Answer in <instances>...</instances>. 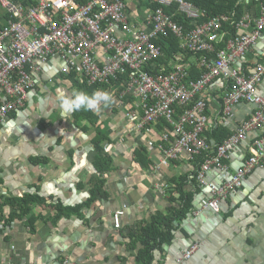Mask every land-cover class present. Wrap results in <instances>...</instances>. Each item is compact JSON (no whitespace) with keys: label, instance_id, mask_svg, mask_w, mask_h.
Here are the masks:
<instances>
[{"label":"crops","instance_id":"obj_1","mask_svg":"<svg viewBox=\"0 0 264 264\" xmlns=\"http://www.w3.org/2000/svg\"><path fill=\"white\" fill-rule=\"evenodd\" d=\"M126 3L138 13L134 2ZM258 7L251 6L247 16L256 18ZM261 60L264 37L243 56L241 72L250 75ZM60 67L57 59L41 64L40 70L31 74L33 86L23 107L0 125V199L38 196L49 206L31 210L30 215L40 217L34 232L26 225L28 216L13 220L8 227L0 221V264H137V250H128L127 235L137 224L149 222L154 213L166 214L176 206L168 200L166 183L179 175L189 176L190 181L193 163L183 159L173 166H161V135L153 126L137 130L126 115L128 108L135 109L136 101L125 106L113 95L114 103L96 112L99 128L110 137V142L104 143V152L112 159V169L103 176L106 196L99 195L84 206L91 196L89 182L97 175L92 163L93 133H84L80 129L84 122L75 124L72 114H63L58 107L57 89L68 94L73 91ZM224 86L227 83L221 79L208 89L205 130L218 120L217 98ZM258 92L264 97V78ZM253 109L245 102L233 106L226 125L229 131L235 132ZM257 137H264V128L250 133L229 154L224 161L227 174L216 168L205 174L208 186L218 187L227 181L251 154ZM139 145L146 148L152 162L149 170H141L133 162L132 153ZM196 185L199 189L191 214L174 223L173 239L152 253V264H264V162L243 178L240 188L227 193L216 213L195 214L194 209L210 197L207 187ZM195 188L186 186L190 192ZM50 206H60L64 215L54 221ZM77 206H81L78 213L69 211ZM117 211L123 212L118 229L113 226ZM15 213L6 206L2 218ZM193 244L198 249L188 261L181 260Z\"/></svg>","mask_w":264,"mask_h":264},{"label":"built area","instance_id":"obj_2","mask_svg":"<svg viewBox=\"0 0 264 264\" xmlns=\"http://www.w3.org/2000/svg\"><path fill=\"white\" fill-rule=\"evenodd\" d=\"M35 0L25 8L11 0H0V9L7 14L6 24L0 29V125L8 115L23 107L33 86L31 74L41 64L59 60V71L67 75L74 72L80 83L93 85L108 83L118 75L129 74L123 82L124 90L117 100L124 105L125 95L137 99L135 109L126 115L137 130L152 126L164 119L172 126V139L167 133L161 137L167 143L161 166L173 160H192L210 150L203 135L207 125L205 115L207 92L216 81L227 83L222 93L221 116L213 125L225 127L233 106L245 102L254 106L252 115L233 134L217 146L214 156L207 157L197 173V184L209 189L210 198L201 202L195 214L218 212L219 202L227 193L241 187L243 178L264 162V137L254 139L251 154L241 167L218 187L208 186L205 174L213 168L228 173L224 161L244 142L250 133L264 128V97L258 85L264 78V61L257 62L250 75L241 72L240 61L264 32V6L256 18L246 17L237 24L242 29L223 42L219 33L225 16L216 17L192 31L184 32L162 8L146 12L143 21H136L134 13L125 14L122 0ZM163 8L178 5L177 11L189 19H197L198 10L185 0H158ZM171 34L180 39V49L197 54H213V59L201 57L198 65L204 73L197 81H186L188 67L177 63L172 71L151 75L146 67L155 65L160 48L154 43L161 36ZM180 60V59H179ZM28 69V70H27ZM228 88V89H227ZM175 108L181 110L173 121ZM122 211L113 215L114 228L120 227ZM198 249L193 244L184 251L181 260L188 261Z\"/></svg>","mask_w":264,"mask_h":264},{"label":"trees","instance_id":"obj_3","mask_svg":"<svg viewBox=\"0 0 264 264\" xmlns=\"http://www.w3.org/2000/svg\"><path fill=\"white\" fill-rule=\"evenodd\" d=\"M11 1L14 4L25 8H29L35 5V0ZM122 1L126 3V0ZM131 1L135 3L136 11L138 12L134 13V20L143 21L146 12L149 13L162 8L167 15L171 16L172 20L175 23L183 28L184 32L192 31L213 18L225 16L227 20L223 22L219 27V33H223L224 40L223 42L217 43L216 50L223 49L228 39L233 38L238 33H240L239 29L236 27V24L245 14H247V10L251 6L264 4V0H185L187 3L192 4L199 12V16L197 19H189L177 11L178 5L176 4H172L170 7L163 8L157 3L158 0ZM78 2H81L80 4H84L87 2V0H78ZM132 12L133 10L127 4L125 14L128 15ZM7 18V14H5L4 12L0 13V29L3 28L6 24ZM180 42V39L171 34H167V36H161L154 41L155 45L160 48L161 55L155 61L154 66H150L149 64L146 67L151 75L155 76L167 74L172 71V66L174 64L181 63L185 64L188 67V78H186V81H197L200 78V76L204 73V69L198 65V61L201 57L213 59V54H208L206 52L193 54L183 51L180 49ZM64 76L66 80L70 82L73 91L79 89L88 93H92L97 89H103L110 91L117 98L118 95L123 92V82L127 80L129 74L127 73L118 75L117 79H111L108 83H97L93 85L80 83V81L77 79L76 73L74 72H70ZM221 96L217 98V102L219 105V116H221L222 114L220 108L222 102ZM135 101L137 102V99L128 94H126L125 98L123 99V103L125 106H130V103ZM129 109L133 108L130 107ZM174 110L175 113L173 116V121L175 122L178 120V116L181 114V110L179 108H175ZM71 117L75 124H82V122H84V124L80 126V129L84 133H93V137L91 138L90 142L94 148L92 163L97 172V175L89 182L91 185V196L88 199L89 201L84 204V206H87L93 201V199H95L99 195L102 197L106 196V193L102 191V187L104 185L103 176L110 169H112V159L109 153L104 152V149L106 148V146H104V143H109L110 137L105 135V130L103 128H99L100 123L96 112L82 110L73 113ZM152 126L155 128L156 132L161 135V137L164 133H167L169 136V140L173 141L172 126L164 119H160ZM232 134L233 132H230L226 126L222 127L220 125H214L212 128L205 130L203 135L205 136L206 141L209 143L210 150L207 154L203 153L191 160L194 168V171L190 175L191 180L189 181V176L187 175H179L176 177H172L166 183L165 192L167 193V195H169L168 200L170 203H173L176 206L171 207L166 214H162L160 212L154 213L149 222L137 224L133 228L132 232L127 235L129 240L127 244L128 250H137L135 256L137 264H152V253L156 249H159L162 245H166L171 242L174 233V223H178L182 219L187 217L190 214V211L194 208L193 198L194 194H196L195 192L199 189L196 185V177L200 165L207 157L214 156L217 146L222 144V142L229 138ZM160 143L164 146V148H166L167 143L163 142V140H160ZM132 155L133 162L138 165L141 170H149L152 166V162L147 154L146 148L143 145H139L136 149H134ZM176 164V160H173L169 161L167 163V166H173ZM187 185H191L192 187L195 186L196 188L193 192H190L186 190ZM6 206L17 211V213L9 214L3 220L2 212L3 208ZM35 206H41L43 208L49 207L38 196L26 195L20 198H10L3 201L0 199V221H3V225L8 227L13 220L24 219L28 216V218L26 219V225L29 227L31 232H34L35 221L40 219L39 216L30 215L31 210ZM81 206H77V208L75 209H69V211L78 213V210L81 208ZM50 208L54 212V221L64 215L65 210H63V208H61L60 206H50Z\"/></svg>","mask_w":264,"mask_h":264},{"label":"clouds","instance_id":"obj_4","mask_svg":"<svg viewBox=\"0 0 264 264\" xmlns=\"http://www.w3.org/2000/svg\"><path fill=\"white\" fill-rule=\"evenodd\" d=\"M57 102L63 114L71 115L82 110L98 112L102 107L111 106L114 103V96L110 91L103 89H97L92 93L77 89L70 94L63 89H57Z\"/></svg>","mask_w":264,"mask_h":264},{"label":"rangeland","instance_id":"obj_5","mask_svg":"<svg viewBox=\"0 0 264 264\" xmlns=\"http://www.w3.org/2000/svg\"><path fill=\"white\" fill-rule=\"evenodd\" d=\"M246 17H249V16H247V14H245V15L240 19V21H242V19H244V18H246ZM240 21H239V22H240ZM239 22H238L237 24H239ZM237 24H236V27H237ZM238 29H239V28H238ZM241 31H242V29H239V32H241ZM199 186H200V185H199ZM201 187H202V186H201ZM209 198H210V197H209ZM209 198H208V199H209ZM204 200H205V199H204ZM204 200H202V201H204ZM199 207H200V206H199ZM199 207H198V208H199ZM198 208H197V209H198ZM194 210H196V209H194ZM190 214H191V211H190Z\"/></svg>","mask_w":264,"mask_h":264},{"label":"bare ground","instance_id":"obj_6","mask_svg":"<svg viewBox=\"0 0 264 264\" xmlns=\"http://www.w3.org/2000/svg\"><path fill=\"white\" fill-rule=\"evenodd\" d=\"M262 6H264V4H260L259 7H258V8H259V9H258V15H259V12H260V9H261ZM256 17H257V16H256ZM262 37H264V32H263L261 38H262ZM261 61H264V60H261ZM261 61H260V62H261Z\"/></svg>","mask_w":264,"mask_h":264}]
</instances>
